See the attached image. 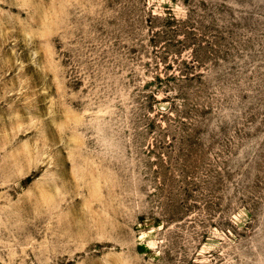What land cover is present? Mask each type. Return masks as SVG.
I'll list each match as a JSON object with an SVG mask.
<instances>
[{
    "label": "rangeland",
    "instance_id": "374dc122",
    "mask_svg": "<svg viewBox=\"0 0 264 264\" xmlns=\"http://www.w3.org/2000/svg\"><path fill=\"white\" fill-rule=\"evenodd\" d=\"M0 264H264V0H0Z\"/></svg>",
    "mask_w": 264,
    "mask_h": 264
}]
</instances>
